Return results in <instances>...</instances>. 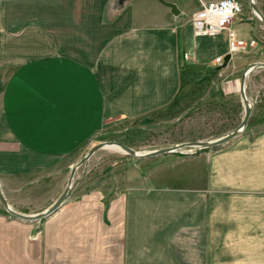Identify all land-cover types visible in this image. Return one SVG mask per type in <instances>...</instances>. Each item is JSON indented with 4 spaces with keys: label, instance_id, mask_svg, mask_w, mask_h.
Masks as SVG:
<instances>
[{
    "label": "crops",
    "instance_id": "1",
    "mask_svg": "<svg viewBox=\"0 0 264 264\" xmlns=\"http://www.w3.org/2000/svg\"><path fill=\"white\" fill-rule=\"evenodd\" d=\"M167 1L180 13L159 0H0V185L11 207L50 206L54 175L75 165L62 159L89 148L106 118L149 115L199 90L223 98L220 73L264 61L256 17L232 22L244 51L218 65L230 30L197 35V7ZM22 22L44 35L21 37ZM241 133L195 175L168 180L156 167L126 177L107 204L99 190L71 198L35 239V221L1 206L0 264H264V128Z\"/></svg>",
    "mask_w": 264,
    "mask_h": 264
},
{
    "label": "rangeland",
    "instance_id": "2",
    "mask_svg": "<svg viewBox=\"0 0 264 264\" xmlns=\"http://www.w3.org/2000/svg\"><path fill=\"white\" fill-rule=\"evenodd\" d=\"M181 1L186 2L191 9H195L198 6L197 0ZM242 2L244 3L243 19H246L247 16H253L258 21H261L254 13L250 0H242ZM254 2L264 13V0H254ZM19 28L15 31L21 37H24L23 35L30 30L33 37L38 35L36 38H40L39 36L44 35L43 28L42 32L40 30L36 32L37 35L32 33V24L30 23L22 22ZM257 36L259 37L258 40L263 41L264 44L262 24ZM22 42H24V45H29L30 42L32 44V40H22ZM243 51L244 49H241L235 54ZM215 61L219 65L216 59ZM216 67L217 65H213L210 72H217ZM5 74L9 73L0 70V80H2V77L3 79L6 78ZM220 75L219 79L223 81V85L221 84L222 87H220L223 98L221 96L216 97V95L206 98L207 95L204 96L206 89L203 91L199 90V93H195L192 96L190 102L181 103V100L177 101L178 98H176V102L174 101L158 112L156 111L149 115L139 117L117 115L106 118L102 121L101 134L95 138L91 146L85 148L84 151L66 153L67 156L62 159L61 165L65 166L68 162L71 165L76 164L94 144L100 141L118 140L143 152L183 141L211 140L223 135L240 123L245 108L239 91L242 72L240 70L229 74L223 72ZM1 86L2 83H0V90L4 88ZM246 94L253 108L247 124L250 130H244L241 135L246 133L249 137H253L259 130L264 128V67L256 68L247 76ZM11 123L10 127L13 131L15 130L18 134L23 132L24 128L19 120L13 119ZM24 125H27V122L24 121ZM233 139L236 138L234 137ZM221 145L201 149L188 146L180 148L173 153L149 158L130 156L114 146L100 148L88 160L86 175L63 205L73 197L90 193L94 190L100 191L104 197V202L107 204L109 194L114 191L115 186L119 189L122 188L126 182V177L132 176V174H140L142 170L146 172L160 167V176L166 177L168 180H173L178 176L188 177L192 176V174L195 175L194 173L206 166L204 164L206 155L217 150ZM70 169L71 167H63V171L56 172L54 175V177L59 179V183H62L58 196L66 187ZM83 169L84 165H81L77 169L75 177H79ZM18 209L22 210V212L30 213L28 208L18 207ZM36 210L40 209L32 206V213H37L38 211ZM45 218L32 222L33 225H36L32 232L33 239L42 235V224Z\"/></svg>",
    "mask_w": 264,
    "mask_h": 264
},
{
    "label": "water",
    "instance_id": "3",
    "mask_svg": "<svg viewBox=\"0 0 264 264\" xmlns=\"http://www.w3.org/2000/svg\"><path fill=\"white\" fill-rule=\"evenodd\" d=\"M159 1H161L163 4L169 6L171 8L172 13H174L175 15L180 13V10H179L176 3L171 2V1H167V0H159ZM250 5H251L254 13L262 21V24L264 26V13L256 5L254 0H250ZM230 58H231V54L230 53L226 54L224 57V62L222 65H227ZM258 67H264V61H257V62L252 63L242 73L241 79H240L239 91H240V96H241V99H242V102H243L244 108H245L244 109V115H243L240 123L236 127L227 131L223 135H221L215 139H211V140L183 141V142H179V143H176V144H173L170 146L161 147V148H157V149H153V150H148L145 152H139L138 150H136V149L130 147L129 145L122 143L118 140L100 141V142L94 144L86 152V154L75 165L72 166L65 189L61 192V194L57 197V199L50 206L45 208L44 210L37 212V213L27 214V213H23V212H20V211L14 209L13 207L10 206V204H9V202H8L6 196H5V194L1 188V185H0V203L2 204V206L4 207L6 212L10 215L17 217V218H20V219H23V220L36 221V220L42 219V218L47 217L50 214H52L54 211L59 209L71 197L76 186L82 181V179L86 175V166H87L88 160L100 148L107 147V146H114V147L121 149L122 151H124L126 154H128L130 156L137 157V158H149V157H153V156H157V155H161V154L173 153L180 148H184V147H188V146L197 147L199 149L214 147V146L221 145V144L233 139L234 137L238 136L246 128V126L248 124V120L250 118L253 106L250 103V100L246 94V78L253 70H255ZM81 165H84V169H83V171L79 177H75L76 171Z\"/></svg>",
    "mask_w": 264,
    "mask_h": 264
},
{
    "label": "built area",
    "instance_id": "4",
    "mask_svg": "<svg viewBox=\"0 0 264 264\" xmlns=\"http://www.w3.org/2000/svg\"><path fill=\"white\" fill-rule=\"evenodd\" d=\"M198 6L192 14V25L194 31L200 36H214L224 30L231 29L232 22L241 17L244 11L242 0H197ZM254 43V39L250 44ZM246 41L237 38L233 31H229V51L235 54L241 50ZM188 53H184L187 58ZM219 64L224 62V56L216 57Z\"/></svg>",
    "mask_w": 264,
    "mask_h": 264
},
{
    "label": "bare ground",
    "instance_id": "5",
    "mask_svg": "<svg viewBox=\"0 0 264 264\" xmlns=\"http://www.w3.org/2000/svg\"><path fill=\"white\" fill-rule=\"evenodd\" d=\"M139 152H142V151H139ZM143 152H145V151H143Z\"/></svg>",
    "mask_w": 264,
    "mask_h": 264
},
{
    "label": "trees",
    "instance_id": "6",
    "mask_svg": "<svg viewBox=\"0 0 264 264\" xmlns=\"http://www.w3.org/2000/svg\"><path fill=\"white\" fill-rule=\"evenodd\" d=\"M5 210V209H4ZM5 212H6V210H5Z\"/></svg>",
    "mask_w": 264,
    "mask_h": 264
}]
</instances>
